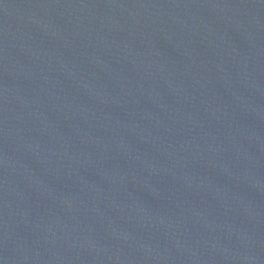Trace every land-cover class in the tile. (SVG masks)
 <instances>
[{"label":"water","instance_id":"water-1","mask_svg":"<svg viewBox=\"0 0 264 264\" xmlns=\"http://www.w3.org/2000/svg\"><path fill=\"white\" fill-rule=\"evenodd\" d=\"M0 264H264V0H0Z\"/></svg>","mask_w":264,"mask_h":264}]
</instances>
